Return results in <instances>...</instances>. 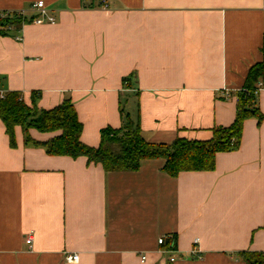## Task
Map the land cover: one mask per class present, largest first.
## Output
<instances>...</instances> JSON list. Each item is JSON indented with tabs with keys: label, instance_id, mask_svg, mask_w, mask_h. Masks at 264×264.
Segmentation results:
<instances>
[{
	"label": "crops",
	"instance_id": "0c3cea01",
	"mask_svg": "<svg viewBox=\"0 0 264 264\" xmlns=\"http://www.w3.org/2000/svg\"><path fill=\"white\" fill-rule=\"evenodd\" d=\"M36 1L0 0L27 20L0 34V92L41 109L71 99L91 147L122 125L121 106L148 141L212 138L234 122L236 94L263 58L264 0H44L55 23L43 24ZM15 136L13 148L0 118V264H245L239 251L264 252V119L245 121L214 170L177 177L163 159L106 172L26 146L20 126ZM161 237L175 238V262Z\"/></svg>",
	"mask_w": 264,
	"mask_h": 264
},
{
	"label": "trees",
	"instance_id": "16d2710c",
	"mask_svg": "<svg viewBox=\"0 0 264 264\" xmlns=\"http://www.w3.org/2000/svg\"><path fill=\"white\" fill-rule=\"evenodd\" d=\"M93 7V4H84ZM26 19L15 14L0 16V34L8 35L12 26L20 27ZM263 58L250 67L241 90L237 92L236 118L227 127L217 126L213 136L207 140H189L178 137L170 143L152 142L145 139L139 123L134 122L129 113L121 106L122 125L119 128L107 126L101 130L98 147H91L81 140L83 123L79 120L71 99L50 109L26 104L23 94L9 91L0 96V118L9 136L10 146H17L15 128L20 126L24 133L26 146L44 148L51 156H69L77 159L85 157L89 164H100L106 172L136 171L141 162L148 159H163V171L171 177L182 172L211 171L215 169L216 155L239 147L243 135L244 123L255 118L261 124L264 114L258 106V83L264 80V42L261 48ZM127 79H125L126 81ZM38 94L33 93V99ZM30 129L40 132L60 134L46 141L34 139ZM177 249L175 238L165 243L164 249ZM245 264H264V252L242 250L237 253Z\"/></svg>",
	"mask_w": 264,
	"mask_h": 264
},
{
	"label": "built area",
	"instance_id": "2783aa9c",
	"mask_svg": "<svg viewBox=\"0 0 264 264\" xmlns=\"http://www.w3.org/2000/svg\"><path fill=\"white\" fill-rule=\"evenodd\" d=\"M31 10H33L36 13V16L33 18V22L34 23H36V24H43L45 22L55 23V18L49 14V9L46 6L44 0H38V1L34 2L32 4V6H31ZM9 14H15L18 17L26 19V10H24V9H19V10H0V16H5V15H9ZM262 85H263V83H262V81H260L258 83V89H257L256 93H259L261 91ZM3 95L4 94L2 92H0V96L3 97ZM32 241H33V237H31V236L28 237L27 242L28 243H32ZM158 242L161 245L165 244V242H166L165 241V237L159 238ZM173 246H174V243H172L170 249H163V251H162V252L170 253L169 260L171 262H175L178 259V256H177V253H176L177 249H174ZM198 253H199V250L195 247L193 249V254L197 255ZM66 260L69 263L77 262L79 260V255L78 254H68L66 256ZM146 260H147V256L143 255L141 257V261L145 262Z\"/></svg>",
	"mask_w": 264,
	"mask_h": 264
},
{
	"label": "rangeland",
	"instance_id": "374dc122",
	"mask_svg": "<svg viewBox=\"0 0 264 264\" xmlns=\"http://www.w3.org/2000/svg\"><path fill=\"white\" fill-rule=\"evenodd\" d=\"M125 105V107H126V110H127V108H128V105H126V104H124ZM129 110V109H128Z\"/></svg>",
	"mask_w": 264,
	"mask_h": 264
}]
</instances>
